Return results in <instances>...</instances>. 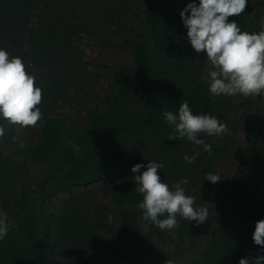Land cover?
Returning <instances> with one entry per match:
<instances>
[{"label": "trees", "instance_id": "1", "mask_svg": "<svg viewBox=\"0 0 264 264\" xmlns=\"http://www.w3.org/2000/svg\"><path fill=\"white\" fill-rule=\"evenodd\" d=\"M189 2L193 0H142L145 32L139 39L123 38L122 48L131 53L132 64L113 72L114 89L104 98V108L91 111L85 124L76 126L55 109L72 101L76 90L85 91V79L98 78L86 69L76 40L93 28L113 26L115 30L103 36L104 44H110L109 35L123 28V6L130 0L121 4L0 0V48L10 56L29 59L46 78L40 86L43 118L33 139L22 149L13 126H7L0 138L2 211L16 225L0 240V264H59L58 259L70 251L78 264H117L110 254L114 242L140 245L144 237L152 245L150 233H162L148 221L144 235L138 230L141 210L136 205L142 196L135 191L133 177L139 173L131 171L134 164H163L159 174L170 187L185 178L184 188L213 184L205 175L215 174L214 164L228 154L234 136L218 143L213 141L216 136L208 135L205 143L211 146V155L202 149L193 163H187L184 155L196 152L187 138H168L174 128L162 116L164 110L176 112L183 101L194 114H209L220 122L228 109L223 96L208 92L206 54H197L188 42L179 13ZM90 6L96 8L92 23ZM263 11L264 0H247L245 12L229 19L243 31L258 32ZM25 66L37 81L40 77L33 68ZM257 98L264 103V97ZM243 100L249 104L252 97ZM0 124L7 122L0 119ZM106 181L117 208V226L105 223L93 199L91 187ZM229 190L228 202L215 208L216 229L206 248L182 264H238L242 257L264 254V248L252 240L255 222L264 218V119L260 116L250 127ZM59 193L64 194L63 205L58 212L51 211L48 203ZM104 231L112 236L106 237ZM193 240L188 222L182 219L174 257Z\"/></svg>", "mask_w": 264, "mask_h": 264}, {"label": "clouds", "instance_id": "2", "mask_svg": "<svg viewBox=\"0 0 264 264\" xmlns=\"http://www.w3.org/2000/svg\"><path fill=\"white\" fill-rule=\"evenodd\" d=\"M247 0H199L189 2L180 11L187 38L197 54H206L209 71L206 77L208 92L212 97L236 96L245 98L264 97V19L261 30L248 32L230 17L245 12ZM204 79V78H202ZM42 103V90L35 84V77L26 71V66L18 56H10L0 48V138L7 126L35 127L42 120L39 107ZM163 118L174 128L169 139L187 138L188 141L202 145L211 155V146L199 137L202 135L222 136L228 133L226 124L209 114H194L187 101L181 102L176 112L164 110ZM20 147L26 148L21 143ZM199 156L184 155L187 163H193ZM163 164L149 161L147 165L134 164L133 177L135 191L142 200L136 205L142 210V217L162 231L176 227L177 216L187 221L203 224L208 220V209L195 206V197L186 194L182 186L188 183L185 178L170 187L161 179L159 170ZM141 168L144 170L141 172ZM205 179L217 183L218 174L207 173ZM16 227L0 210V240ZM148 225L144 226L145 231ZM253 243L264 248V218L255 222L252 232ZM165 264H174L168 259ZM238 264H264V254L249 255L239 259Z\"/></svg>", "mask_w": 264, "mask_h": 264}, {"label": "rangeland", "instance_id": "3", "mask_svg": "<svg viewBox=\"0 0 264 264\" xmlns=\"http://www.w3.org/2000/svg\"><path fill=\"white\" fill-rule=\"evenodd\" d=\"M123 0H108L110 3L121 4ZM125 8V15L123 20V28L118 34L109 35L110 44L105 45L103 36L111 31L115 30V27H106L104 29L93 28L92 31L83 33L79 39L76 40V47L83 52L84 62L86 63V69L91 74H98L96 82L93 79H85V91L76 90L72 96V101L69 103H60L55 109L56 112L64 115L68 122L76 126L85 124L87 114L91 111H100L104 108V98L110 94L114 89L112 80L113 72L121 65H131L132 57L129 50L122 48L123 38H140L145 32V20L143 15V3L142 0H130L128 6ZM89 11L92 14L90 22L95 21L94 6L89 7ZM88 14L87 12H85ZM263 19H264V11ZM95 25V23H93ZM126 30L125 32H123ZM22 44L25 49L28 48V44L25 41V37L22 39ZM13 56V55H11ZM23 63L27 66H31L33 71L40 78L35 81L36 86H42L43 81L46 79L41 74L38 68L29 61V59H22ZM206 71H209V65H206ZM224 105L228 107L224 120L221 123L227 125L229 131L222 136H216L213 141L221 143V141L227 136L231 135L235 138V143L231 145L228 154L217 160L214 164V172L221 178L217 183L212 185H200L199 188L185 187L186 194L195 197V206H203L208 209V220L203 224H197L195 221H187L193 232V243L186 244V250L179 257H174L175 240L177 239V233L182 221V217L177 216V225L175 228L167 231L158 229L162 235L156 232L150 233L153 244L148 246L145 242V238H141L140 245L127 244L116 241L113 244V249L110 254L117 261V264H165L168 259L174 261V264H182L188 257L194 256L206 248L211 234L216 229L215 224V208L218 204L228 202L230 193V178L234 172L235 164L239 161L243 147L247 143L249 137L250 127L256 116H260L264 119V103L258 100L257 96L252 97V102L246 104L243 100V96H223ZM38 128V124L35 127H20L19 125L13 126L15 132V140L18 143H27L33 139L35 132ZM208 135L199 137L206 141ZM190 149L192 151L201 152L202 145H196L188 141ZM3 151L9 154V149L4 148ZM36 172H40L39 168L35 169ZM174 186V185H173ZM172 187V186H171ZM93 193V199L97 202L98 208L105 216V223L108 225L117 226L119 224L117 208L115 203L111 200L109 195V181L101 182L91 187ZM63 193H59L57 197L51 200L50 210L58 212L63 205L62 199ZM0 210H3V206L0 200ZM141 217L138 222V230L144 235L146 221L142 217V210L140 211ZM106 237H111L110 231H104ZM59 264H78L76 255L70 251L68 254L58 259Z\"/></svg>", "mask_w": 264, "mask_h": 264}]
</instances>
